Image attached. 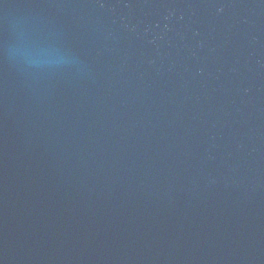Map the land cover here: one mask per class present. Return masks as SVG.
Segmentation results:
<instances>
[{"label":"water","instance_id":"water-1","mask_svg":"<svg viewBox=\"0 0 264 264\" xmlns=\"http://www.w3.org/2000/svg\"><path fill=\"white\" fill-rule=\"evenodd\" d=\"M0 264H264V0H0Z\"/></svg>","mask_w":264,"mask_h":264}]
</instances>
